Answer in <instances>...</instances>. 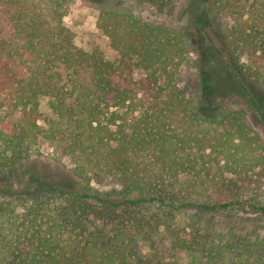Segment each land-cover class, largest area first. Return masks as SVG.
Masks as SVG:
<instances>
[{"label": "trees", "instance_id": "1", "mask_svg": "<svg viewBox=\"0 0 264 264\" xmlns=\"http://www.w3.org/2000/svg\"><path fill=\"white\" fill-rule=\"evenodd\" d=\"M82 2L111 58L75 45ZM171 10L0 0V264H264V0H205L244 95L215 113L182 85L196 45ZM40 140L70 174L18 190Z\"/></svg>", "mask_w": 264, "mask_h": 264}, {"label": "rangeland", "instance_id": "2", "mask_svg": "<svg viewBox=\"0 0 264 264\" xmlns=\"http://www.w3.org/2000/svg\"><path fill=\"white\" fill-rule=\"evenodd\" d=\"M130 1L138 3L145 0ZM165 1L168 7L172 8L170 15L178 27L183 29L196 45V52L191 54L190 66L182 74L184 88L193 98H203L204 111L207 113H215L214 108L218 105H240L244 95L235 88L228 76L221 43L223 32L217 23L205 17V0ZM98 16L95 5L89 2L77 3L69 11L65 25L73 32L74 43L79 49L91 51L97 48L105 57L111 58L109 38L98 28ZM252 127L258 132L261 131L257 120H253ZM63 162H56L53 159V149L40 140L37 151L31 155L27 164L9 172L8 177L15 182L18 190L22 189L19 183L24 185L26 180L35 188H42L48 181L69 176L71 163L67 159ZM27 169L30 170L28 178L25 176ZM219 197L222 200L227 199V195Z\"/></svg>", "mask_w": 264, "mask_h": 264}]
</instances>
